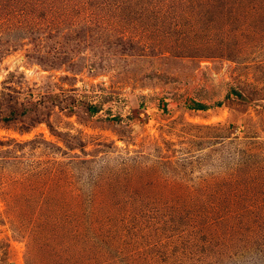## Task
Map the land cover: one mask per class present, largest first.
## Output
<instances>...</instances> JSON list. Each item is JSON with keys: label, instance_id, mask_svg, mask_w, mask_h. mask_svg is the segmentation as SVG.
I'll list each match as a JSON object with an SVG mask.
<instances>
[{"label": "rangeland", "instance_id": "374dc122", "mask_svg": "<svg viewBox=\"0 0 264 264\" xmlns=\"http://www.w3.org/2000/svg\"><path fill=\"white\" fill-rule=\"evenodd\" d=\"M209 1L67 0L42 45L0 43V93L51 111L0 124V264H264V0ZM156 200L205 207L177 220L209 248L140 216Z\"/></svg>", "mask_w": 264, "mask_h": 264}, {"label": "trees", "instance_id": "16d2710c", "mask_svg": "<svg viewBox=\"0 0 264 264\" xmlns=\"http://www.w3.org/2000/svg\"><path fill=\"white\" fill-rule=\"evenodd\" d=\"M4 9L7 11L9 15H13L16 19V22L11 20H4L5 22H0V43L1 44H8L7 48H14L17 47L18 42L21 40H30L31 43L34 45H42L43 39L46 38L49 33H47L48 27L46 24L49 23V20L60 19V17L64 16L66 11L73 12L74 9L70 7L72 5L71 2H67V0H2L4 2ZM71 1V0H69ZM145 3H149L150 5H155L157 3H161L162 1L165 2H174L178 4L180 1L187 2L188 0H143ZM206 1L210 2L209 0H190V2ZM198 3V4H199ZM6 14V13H5ZM8 15V16H9ZM6 18V17H5ZM4 18V19H5ZM11 18V17H9ZM6 23V24H4ZM14 25V26H13ZM46 33L44 36H42ZM5 50V49H3ZM1 51V50H0ZM7 51V49H6ZM5 52V51H1ZM9 90L8 95H6V99L4 98V92L0 93V124L6 127L16 126V124H22V131L24 133H29L32 131L37 125L45 124L49 128H51L49 117L51 115V111L44 108L45 99L34 100L32 96H23L21 92L16 91L17 89H13L12 87H7ZM13 90V91H12ZM59 97V96H57ZM2 99H5L4 101ZM52 107H58L57 101H51ZM75 107L70 108V112L74 110ZM101 104L99 105H88L87 111L90 115L98 114L101 111ZM194 109L198 110H206L205 106L203 105H196ZM60 138L68 144L67 138L70 135H59ZM55 167H59L60 163L58 161H54ZM79 168V167H78ZM78 170V169H77ZM54 171H50V175H53ZM159 202L161 201H152V203H147L144 206H141L144 210H141L140 216L145 218L157 229L161 227V225L170 226L174 223L175 233L174 235L180 238L184 236L182 225L179 224L180 222L177 220V216L179 215L182 217L185 213H190L192 215H198V213H203L205 207H200L199 210H195L193 207L192 209L181 206V211L176 208L172 211L160 209ZM145 203V202H144ZM264 205V201L262 200ZM137 207V205L135 206ZM146 207H149V210H145ZM198 209V208H197ZM107 215V214H105ZM110 217V216H109ZM195 217V216H193ZM172 218V220H170ZM105 217L100 219L98 222L104 227L106 223L110 222L111 219ZM109 220V221H108ZM171 221L172 223H170ZM125 222V221H124ZM122 223V227L124 228V236L121 237V243L126 239L129 235H134L144 231L146 228L144 224L139 221H135L134 219L128 220L125 223ZM260 224L264 223V217L260 220ZM258 223V224H259ZM148 225V223H146ZM204 226V225H203ZM192 236H184L182 237L185 241V246H183V251L191 247L201 248L204 251L209 248L210 240L205 237L204 235H198L197 227L193 225ZM189 235V234H188ZM264 237V235H263ZM188 251V250H187Z\"/></svg>", "mask_w": 264, "mask_h": 264}]
</instances>
